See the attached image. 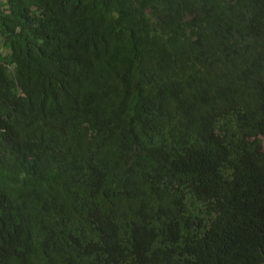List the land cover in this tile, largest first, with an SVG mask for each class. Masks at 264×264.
<instances>
[{
  "label": "trees",
  "instance_id": "trees-1",
  "mask_svg": "<svg viewBox=\"0 0 264 264\" xmlns=\"http://www.w3.org/2000/svg\"><path fill=\"white\" fill-rule=\"evenodd\" d=\"M0 34V264H264V0H0Z\"/></svg>",
  "mask_w": 264,
  "mask_h": 264
},
{
  "label": "bare ground",
  "instance_id": "bare-ground-1",
  "mask_svg": "<svg viewBox=\"0 0 264 264\" xmlns=\"http://www.w3.org/2000/svg\"><path fill=\"white\" fill-rule=\"evenodd\" d=\"M101 136H102V135H101ZM96 139H97V138H96ZM100 139H101V138H100ZM104 139H105V138H104ZM106 140H107V139H106ZM106 140H105V141H106ZM98 141H99V140H98ZM100 141L102 142V145L107 143V142H106V143H103L102 140H100ZM93 144H94V142H93ZM96 144H97V143H96ZM98 144H99V143H98ZM99 145H100V148H101V146H102L101 143H100ZM99 145L96 146V147L99 148ZM86 146H87V144H86ZM90 146H91V145H89V148H90ZM104 146H105V145H104ZM91 147H92V146H91ZM96 147H95V148H96ZM87 148H88V147H87ZM93 148H94V147H93ZM93 148H90V149L92 150ZM103 148H104V147H103ZM115 148H116V147H115ZM85 149H86V148H85ZM96 149H97V148H96ZM96 149H95V150H96ZM111 149H112V148H111ZM116 149H117V148H116ZM97 150H98V149H97ZM112 150H113V149H112ZM101 151H102V150H101ZM103 151H105V150H103ZM110 151H111V150H110ZM113 151H114V150H113ZM94 152H95V151H94ZM89 153H90V152H89ZM91 153H92V152H91ZM91 153H90V154H91ZM103 153H104V152H103ZM107 153H108V150H107ZM107 153H105L104 155L106 156ZM94 154H95V153H94ZM94 154H93V156H94ZM97 155H98V154H97ZM87 156H88V155H87ZM89 156H90V155H89ZM89 156H88V157H89ZM91 156H92V154H91ZM108 156H109V154H108ZM111 156H112V155H111ZM114 156H116V155L114 154L112 157H114ZM99 157H100V155H99ZM109 157H110V156H109ZM109 157H108V159H109ZM94 158H95V157H94ZM117 158H119V156H118ZM92 159H93V158H92ZM99 159H100V158H99ZM120 159H121V157H120ZM120 159H119V160H120ZM82 160H83V159H82ZM87 160H88V159H87ZM110 160H111V159H110ZM124 160H125V159H124ZM124 160L117 162V164H115V166L118 165V163H121V162L123 163ZM93 161H94V160H93ZM96 161H97V160H96ZM100 161H101V160H100ZM105 161L107 162V160H105ZM101 162H102V161H101ZM101 162H100V163H101ZM111 162H112V160H111ZM125 162H127V161H125ZM125 162H124V163H125ZM83 163H84V162H83ZM89 163H90V161H89ZM94 163H95V161H94ZM97 163L100 164L99 162H97ZM127 163H128V162H127ZM127 163H126V164H127ZM179 163H180V162H179ZM86 164H88V162H87ZM86 164H84V166H85ZM95 164H96V163H95ZM102 164H103V163H102ZM126 164H124V165H126ZM92 165H93V164H92ZM92 165H91V166H92ZM120 165H121V164H120ZM128 165H129V164H128ZM87 166H88V165H87ZM87 166H86V167H87ZM95 167H96V166H95ZM95 167H94V168H95ZM97 167H98V166H97ZM88 168H89V167H88ZM117 168H118V167H117ZM180 170H181V169H180ZM187 177H188V176H187ZM181 180H182V179H181ZM182 181H183V180H182ZM189 182H190V181H189ZM189 182H188V183H189ZM187 185H188V184H187ZM189 188H190V187H189ZM134 203H135V202H134ZM136 204H137V203H136ZM134 207H135V206H134ZM131 208H132V206H131Z\"/></svg>",
  "mask_w": 264,
  "mask_h": 264
},
{
  "label": "rangeland",
  "instance_id": "rangeland-1",
  "mask_svg": "<svg viewBox=\"0 0 264 264\" xmlns=\"http://www.w3.org/2000/svg\"><path fill=\"white\" fill-rule=\"evenodd\" d=\"M9 52V50H7L6 48H5V46L3 45V43H2V36H1V34H0V56L1 55H5V54H7Z\"/></svg>",
  "mask_w": 264,
  "mask_h": 264
}]
</instances>
